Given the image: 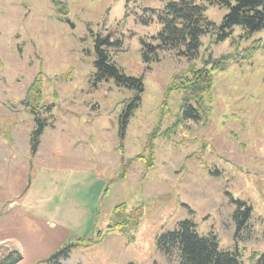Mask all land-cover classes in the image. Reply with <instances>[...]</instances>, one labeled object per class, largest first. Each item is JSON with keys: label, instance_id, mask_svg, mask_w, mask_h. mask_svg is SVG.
Returning a JSON list of instances; mask_svg holds the SVG:
<instances>
[{"label": "rangeland", "instance_id": "rangeland-1", "mask_svg": "<svg viewBox=\"0 0 264 264\" xmlns=\"http://www.w3.org/2000/svg\"><path fill=\"white\" fill-rule=\"evenodd\" d=\"M159 7L0 0V262L19 254L14 264H44L83 239L63 264H178L177 250H159L156 239L183 219L238 251L242 264L264 252V28L244 36L235 27L218 43L211 31L198 59L162 48L146 63L140 38L155 43L161 25L148 9ZM224 13L209 4L205 11L216 25ZM98 33L121 39L108 49L111 61L143 83L122 138L118 116L133 91L112 80L93 86ZM208 54L223 65L201 119L178 121L182 94L169 90L171 79ZM36 117L47 126L30 154ZM231 198L251 208L236 234ZM121 203V225L141 206L137 228L105 233Z\"/></svg>", "mask_w": 264, "mask_h": 264}, {"label": "trees", "instance_id": "trees-1", "mask_svg": "<svg viewBox=\"0 0 264 264\" xmlns=\"http://www.w3.org/2000/svg\"><path fill=\"white\" fill-rule=\"evenodd\" d=\"M161 3L159 8H150L148 11L155 16L161 28L151 38L154 44L146 43L140 38L141 57L143 62L158 60L157 50L162 48L174 49L178 54L195 59L199 57L201 37L213 31L215 43L221 42L231 35L235 27L240 28L244 36L264 28V0H157ZM216 5L225 9L221 21L216 25L205 14L207 5ZM121 39H113L110 33L94 36L93 61L94 72L92 83L112 80L119 86L133 91L130 99L122 102V108L118 116L119 137L122 138L124 131L133 112L138 108L143 91V83L140 77L126 75L112 61L108 52L109 48L119 47ZM223 64L218 60L212 61L210 54L203 60V65L197 67L190 65L185 71L175 74L169 84V90L181 92V109L178 121L182 119H201V107L204 96L210 95L213 82V73ZM211 96V95H210ZM47 126L46 121L35 118V127L29 138L30 153L37 150L40 136ZM235 205L233 219L235 222V234L245 226L250 217V206H244V202L231 198ZM124 207V204L114 206L116 221L113 226H107L106 232L118 231L126 234L127 231L137 228L142 214L141 206L133 208L124 221H121V212L118 216L116 210ZM98 237L102 236L100 231ZM83 239L76 244H66L45 258L44 264H63L69 256L71 247L82 243ZM91 240H87L89 243ZM156 247L168 253L175 248L178 252V264H242L238 251L223 250L219 248L218 241L213 234L200 235L194 222L183 219L177 222L176 227L170 231L161 233L156 239ZM12 256V255H11ZM21 259L17 254L13 258L7 255L0 264H14ZM252 264H264V252L251 256ZM151 264H158L153 262Z\"/></svg>", "mask_w": 264, "mask_h": 264}, {"label": "water", "instance_id": "water-1", "mask_svg": "<svg viewBox=\"0 0 264 264\" xmlns=\"http://www.w3.org/2000/svg\"><path fill=\"white\" fill-rule=\"evenodd\" d=\"M68 21V20H67ZM69 22V21H68ZM69 24H70V22H69ZM70 26L72 27L73 25L72 24H70Z\"/></svg>", "mask_w": 264, "mask_h": 264}, {"label": "crops", "instance_id": "crops-1", "mask_svg": "<svg viewBox=\"0 0 264 264\" xmlns=\"http://www.w3.org/2000/svg\"><path fill=\"white\" fill-rule=\"evenodd\" d=\"M36 151H37V150H36ZM36 151H35V152H36ZM30 154H31V153H30Z\"/></svg>", "mask_w": 264, "mask_h": 264}]
</instances>
